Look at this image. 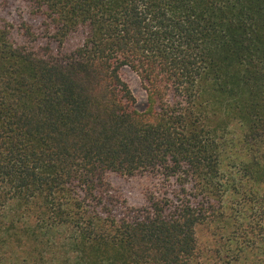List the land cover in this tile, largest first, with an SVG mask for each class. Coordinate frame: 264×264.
Listing matches in <instances>:
<instances>
[{
  "label": "trees",
  "instance_id": "1",
  "mask_svg": "<svg viewBox=\"0 0 264 264\" xmlns=\"http://www.w3.org/2000/svg\"><path fill=\"white\" fill-rule=\"evenodd\" d=\"M0 264H264V0H0Z\"/></svg>",
  "mask_w": 264,
  "mask_h": 264
},
{
  "label": "rangeland",
  "instance_id": "2",
  "mask_svg": "<svg viewBox=\"0 0 264 264\" xmlns=\"http://www.w3.org/2000/svg\"><path fill=\"white\" fill-rule=\"evenodd\" d=\"M119 74L121 79L129 87L135 100V110L144 112L147 106V99L140 79L127 67L121 68ZM108 182L112 191L119 196L121 200H125L130 207L143 206L145 194L156 186V182H152L147 177L118 178L116 176H109ZM197 237L203 249H209L213 243L211 233L205 228H197Z\"/></svg>",
  "mask_w": 264,
  "mask_h": 264
}]
</instances>
